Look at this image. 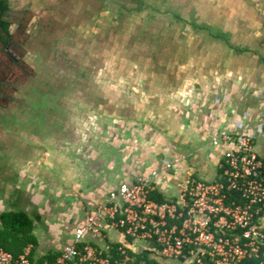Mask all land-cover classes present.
Here are the masks:
<instances>
[{"label":"crops","instance_id":"0c3cea01","mask_svg":"<svg viewBox=\"0 0 264 264\" xmlns=\"http://www.w3.org/2000/svg\"><path fill=\"white\" fill-rule=\"evenodd\" d=\"M8 3L1 64L55 75L38 97L0 99V224L33 219L35 263L122 182L157 170L154 195L171 199L185 177L217 179L222 130L264 157V0Z\"/></svg>","mask_w":264,"mask_h":264},{"label":"built area","instance_id":"2783aa9c","mask_svg":"<svg viewBox=\"0 0 264 264\" xmlns=\"http://www.w3.org/2000/svg\"><path fill=\"white\" fill-rule=\"evenodd\" d=\"M213 142L229 145L217 179L185 177L164 200L154 197L157 170L122 182L40 264H264V157L253 135L222 130ZM33 249L16 256L0 246V264H37Z\"/></svg>","mask_w":264,"mask_h":264},{"label":"trees","instance_id":"16d2710c","mask_svg":"<svg viewBox=\"0 0 264 264\" xmlns=\"http://www.w3.org/2000/svg\"><path fill=\"white\" fill-rule=\"evenodd\" d=\"M9 10L8 0H0V43H9L11 22L4 19V14ZM158 200H164L160 195H154ZM0 224V246L19 255L29 243H35L33 235V219L24 211L3 213ZM56 256L49 257L53 260ZM31 259L34 261L33 252Z\"/></svg>","mask_w":264,"mask_h":264},{"label":"rangeland","instance_id":"374dc122","mask_svg":"<svg viewBox=\"0 0 264 264\" xmlns=\"http://www.w3.org/2000/svg\"><path fill=\"white\" fill-rule=\"evenodd\" d=\"M3 60V63L1 64L2 61H0V99L6 98L4 97L2 91H5V94L9 95H16V97L24 98V97H38V90L35 88L37 87H45L49 81H52L51 78L55 76L53 73H47V72H41V73H36L35 74H26L23 71H18L16 69L13 70V65L12 63L8 64L7 61ZM34 78L32 81L29 80V78ZM63 78L65 80H69V76L63 75ZM16 81V82H15ZM31 81V83H30ZM15 82V83H14ZM15 84H22L20 89L14 88L13 85ZM33 88V89H32ZM29 89V90H28ZM22 90V91H21ZM3 91V92H4ZM65 98L67 97L64 94ZM64 96H60L64 98ZM50 97V96H49ZM70 97H72L70 95Z\"/></svg>","mask_w":264,"mask_h":264},{"label":"water","instance_id":"95a60500","mask_svg":"<svg viewBox=\"0 0 264 264\" xmlns=\"http://www.w3.org/2000/svg\"><path fill=\"white\" fill-rule=\"evenodd\" d=\"M9 14V10L4 14V19H6V16Z\"/></svg>","mask_w":264,"mask_h":264},{"label":"flooded vegetation","instance_id":"af4514ba","mask_svg":"<svg viewBox=\"0 0 264 264\" xmlns=\"http://www.w3.org/2000/svg\"><path fill=\"white\" fill-rule=\"evenodd\" d=\"M3 91H4V90H3ZM3 91H2L3 95H8L7 93L5 94V91H4V92H3Z\"/></svg>","mask_w":264,"mask_h":264}]
</instances>
